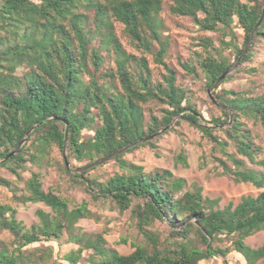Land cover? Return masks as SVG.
<instances>
[{"label":"trees","instance_id":"obj_1","mask_svg":"<svg viewBox=\"0 0 264 264\" xmlns=\"http://www.w3.org/2000/svg\"><path fill=\"white\" fill-rule=\"evenodd\" d=\"M263 7L264 0H170L171 15L189 17L203 33H218L220 43L234 53V60L228 61L219 56L211 36H199L201 49L187 59L177 58L183 73L193 80L202 77L205 90L210 88L243 51ZM162 10L163 0H0V160L36 125L20 150L0 162V186L15 204L42 202L51 209H38V223L26 228L12 204L0 203V232L10 235L0 239V264H55L52 246L39 245L49 241L77 245L65 254L71 264L83 258V251L87 264H199L226 256L230 249L219 245L224 238L244 264H264V239L256 248L245 243V238L264 230V190L220 207L218 197L203 196L200 189L181 192L184 180L169 169L145 171L124 158L139 147L156 148L170 132L181 136L178 127L185 122L218 151L210 156L222 174L236 183L264 186V171L252 166L264 168V149L243 121L245 117L264 123V92L213 91L215 100H208L216 107L221 104L223 116L204 119L189 90L178 82L179 69L166 59L170 41L162 33ZM115 22L139 54L122 44ZM234 26L243 33L241 47ZM228 33L231 38L225 40ZM263 41L264 15L242 60L221 83L240 71L258 72L254 64L264 62L259 59ZM152 64L162 68L160 77ZM153 106H160L159 111ZM229 119L228 126L214 128ZM173 121L158 136L112 157L119 169L103 181L89 172L72 174L66 167V124L71 163L93 162ZM52 151L56 156L51 161ZM49 162L95 200H107L120 212L129 210L145 243L133 242L129 254H120L102 233L83 231L77 223L89 216L87 202L71 208L54 189H43L42 174L34 166ZM6 175L23 181L24 188ZM156 221L167 224L165 237L150 229Z\"/></svg>","mask_w":264,"mask_h":264},{"label":"rangeland","instance_id":"obj_2","mask_svg":"<svg viewBox=\"0 0 264 264\" xmlns=\"http://www.w3.org/2000/svg\"><path fill=\"white\" fill-rule=\"evenodd\" d=\"M169 3L170 0H163V10L160 12V17L164 23L162 33L165 37H168L170 41V48L166 59L179 69L178 82L182 83L189 90L193 101L200 109L204 119L209 120L211 116H223L219 109L221 104H218L216 107L208 100V98L215 100L212 95L213 91L219 93L221 88H249L255 93L264 92V62H256L254 64L256 67H259L258 72L250 73L248 70L240 71L230 80L223 83L220 81L218 84H221L215 89L217 84L210 92H208L209 88L205 90L202 77L193 80L190 76L185 75L178 65L177 58L181 57V59L184 60L190 57L194 51H199L201 49V46L197 45L199 36H211L218 47L219 56L224 57L228 61L234 60V53L232 48L220 43V35L218 33H203L199 31L189 17H176L171 15L168 9ZM114 27L126 49L135 54H139V50L131 44L124 34L123 26L115 22ZM234 34L236 44L241 47L243 33L237 26H234ZM224 38L225 40H229L231 34L228 33ZM261 47L264 51V41L261 43ZM259 59L264 60V54L261 55ZM152 66L154 67L155 76L160 77V73L163 72L162 68L155 67V64H152ZM236 67L234 69H236ZM153 108L159 111L160 106H153ZM229 113L232 119L231 111H229ZM231 119H229L226 124H218L217 126L213 124L210 125L214 126V128L228 126ZM243 121L250 129L255 141L262 145L264 149V123L258 119L254 120L245 117H243ZM173 124L174 121L171 123V126ZM178 129L182 133L181 136L170 132L163 135L156 142V148L145 146L139 147L132 152L125 153L126 150L122 152L125 153L124 158L133 163L142 165L145 171L157 168L169 169L175 177L184 180V186L181 192L187 189H200L203 196L211 198L218 197L220 207H223L229 202L235 205L238 203L241 196L247 194L256 195L264 190V186L262 188H257L251 183H236L229 175L222 174L221 169L218 168L211 159V154H219L217 150L213 151L211 143L207 139L201 137L197 129L185 122H182ZM180 154L183 155V158L179 157ZM55 156L56 152L52 151L48 159L52 161V158ZM57 156L59 155L57 154ZM106 162L107 163L102 166H99L100 164L96 165L99 166L96 169H93L96 166L83 169L85 165L91 162L88 160L81 162L72 160L71 163L69 162L68 170L72 174L80 175L89 172L90 175L96 176L99 181H103L112 175L115 170L119 169L116 161H110L109 159ZM252 166L264 171V168L261 166ZM34 169L40 171L42 174L43 189H54L68 200L71 208L80 204L82 201L87 202L89 216L79 219L77 223L83 231L88 233H102L108 244L114 247L120 254H129L134 249L133 242L145 243L143 234L138 231L135 225V219L132 217L129 210L120 212L107 200H95L83 185L76 184L67 178L61 177L58 171L52 166V162L42 163V165L37 167L34 166ZM6 176L15 182L19 188H24L23 181H16L11 175ZM25 177H27V174ZM0 203L12 204L16 208L17 219L20 220L26 228H29L32 224L38 223V217L36 215L38 209H44L47 212L51 211V209L42 202L27 203L25 205L15 204L10 198V192L1 186ZM149 227L152 230H157L163 237L168 234V226L165 222L156 221ZM0 239L6 241L10 239V235L6 231L0 232ZM122 239H124V241ZM263 239L264 230H261L245 238V243L256 248L262 244ZM45 243L51 245L54 250L53 260L55 264H71L65 259V254L71 250L77 249L76 244L71 242H62V244H59L57 241H49L42 242L39 245ZM219 245L230 249L225 257L215 255L211 259L200 261L199 264H224L225 262L227 264H244L241 256L233 250L232 245L229 244L226 238H224ZM82 255L83 258L76 264H87V261L84 260L87 252L83 251ZM257 264L263 263L258 262Z\"/></svg>","mask_w":264,"mask_h":264},{"label":"water","instance_id":"obj_3","mask_svg":"<svg viewBox=\"0 0 264 264\" xmlns=\"http://www.w3.org/2000/svg\"><path fill=\"white\" fill-rule=\"evenodd\" d=\"M263 15H264V7H263L262 14H261V17H260L258 23L255 25V27H254V29H253V31H252V33H251V35H250V37H249L247 43L245 44V46H244V48H243V51H242L241 54L238 56L236 62H235V63H234L229 69H227V70H226V71H225V72H224V73H223V74H222V75L216 80V82H215V83L209 88L208 92H210L211 89H213V88H214V87H215L220 81H222V80L224 79V77H225L229 72H231V71L236 67V65L240 62V60H241V58H242V56H243L245 50L247 49L248 45L250 44V42H251V40H252V38H253V35H254L255 30L257 29V27L259 26V24H260V22H261V20H262V18H263ZM67 125H68V124H66L65 131H64V133H65V135H64L65 142H64V146H63V159H64V161H65L66 167L69 168V162H68L67 153H66V134H67L66 130H67ZM35 126H36V125L32 126V127L26 132L25 136L19 141V143L16 145V147H15L11 152H9V153H8L3 159H1L0 162H4V161L10 159L14 154H16V153L20 150V148H21L22 145L26 142V140L28 139L30 133H31L32 130L35 128ZM170 126H171V124H170L169 126L163 128V129H162L161 131H159L158 133H155V134H153V135H150V136L144 137L143 139L138 140V141H136V142H133L132 144H130V145L126 146V147H123V148L118 149V150H116V151H114V152H112V153H110V154H108V155H105V156H103V157H100V158L94 160L93 162L89 163L88 165H85V166L83 167V169H88V168H90V167H93V166L99 165V164H101V163H104V162H106L107 160H109V159H111L112 157H114L115 155L120 154V153L126 151L129 147H132V146H135V145H137V144H140V143L146 142V141H148V140H150V139H152V138L158 136L159 134L163 133L165 130L169 129Z\"/></svg>","mask_w":264,"mask_h":264}]
</instances>
